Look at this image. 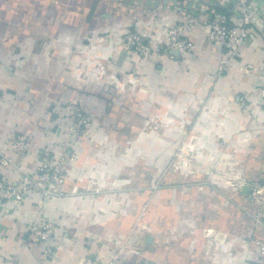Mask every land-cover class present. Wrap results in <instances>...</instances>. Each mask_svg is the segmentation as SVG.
<instances>
[{
  "label": "crops",
  "instance_id": "crops-1",
  "mask_svg": "<svg viewBox=\"0 0 264 264\" xmlns=\"http://www.w3.org/2000/svg\"><path fill=\"white\" fill-rule=\"evenodd\" d=\"M190 3L242 21L237 0H0V151L33 173L50 149L67 171L44 201L36 192L20 208L0 200V264H106L113 254L118 264H264L241 241L264 238L246 187L264 182V35L251 26L221 73L223 51L200 21L185 60H143L116 42L123 29L162 33L190 19ZM61 100L91 114L79 140L66 133ZM156 120L160 132H149ZM20 134L30 141L23 156L9 144ZM22 171L1 174L14 181ZM44 222L55 225L50 258L29 233ZM217 233L224 249L208 240Z\"/></svg>",
  "mask_w": 264,
  "mask_h": 264
},
{
  "label": "built area",
  "instance_id": "built-area-1",
  "mask_svg": "<svg viewBox=\"0 0 264 264\" xmlns=\"http://www.w3.org/2000/svg\"><path fill=\"white\" fill-rule=\"evenodd\" d=\"M260 1L264 0H237L242 19L237 25H231L229 16L215 9L203 16L200 9L192 8V3H190L188 5L192 9L190 19L173 24L162 33L123 29L116 33V42L121 50L132 51L143 60L158 52L175 54L179 60H185L195 48V43L189 38V34L197 21H200L201 27L206 30L207 39L223 51L218 67V73H221L230 64V60L238 56L241 47L247 43L251 26H256L264 35V15L255 16V7ZM182 6L186 7V4ZM252 68L251 64L239 66V69L245 72L251 71ZM134 80L139 82L136 77ZM262 85L264 86V77ZM58 109L68 119L66 133L73 140H79L88 133L92 126V118L88 109L69 100H61ZM9 144L22 156L30 149L29 137L24 134L14 136ZM64 161L65 157L46 149L42 153L40 164L33 173H30L22 171L18 162L0 151V200L9 203L14 208H20L31 192L38 193L43 201L56 194L67 175ZM9 167L22 171L21 176L14 181L7 180L2 176L1 171ZM246 187L248 198L256 205L253 219L256 224L264 225V182L249 181ZM54 228L55 225L52 222L29 225L30 236L40 247L45 258H50L54 253L55 243L52 239ZM208 240L215 249H224L229 242L225 234L218 233L213 236L209 235ZM241 241L245 244L254 243L259 255L264 257V238L245 236L241 238ZM106 264H118V255L113 254Z\"/></svg>",
  "mask_w": 264,
  "mask_h": 264
},
{
  "label": "rangeland",
  "instance_id": "rangeland-1",
  "mask_svg": "<svg viewBox=\"0 0 264 264\" xmlns=\"http://www.w3.org/2000/svg\"><path fill=\"white\" fill-rule=\"evenodd\" d=\"M161 127H162L161 122L159 120H156V121H151L150 126L147 128L151 130L149 132L159 133ZM189 130L190 129H188L186 132H189ZM191 145H192L191 140H188L187 137L185 136L183 139L182 146H181V147H188L187 149H185V152H184L185 162H188V160H189L188 157H189V154L191 153V148H190V147H192Z\"/></svg>",
  "mask_w": 264,
  "mask_h": 264
},
{
  "label": "trees",
  "instance_id": "trees-1",
  "mask_svg": "<svg viewBox=\"0 0 264 264\" xmlns=\"http://www.w3.org/2000/svg\"><path fill=\"white\" fill-rule=\"evenodd\" d=\"M215 11H220V12L226 13L229 16V14L226 11L222 10V9L215 8Z\"/></svg>",
  "mask_w": 264,
  "mask_h": 264
},
{
  "label": "water",
  "instance_id": "water-1",
  "mask_svg": "<svg viewBox=\"0 0 264 264\" xmlns=\"http://www.w3.org/2000/svg\"><path fill=\"white\" fill-rule=\"evenodd\" d=\"M231 3H235V0H231ZM224 9L226 10V11H230V9H227L225 6H224Z\"/></svg>",
  "mask_w": 264,
  "mask_h": 264
}]
</instances>
